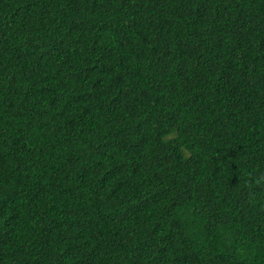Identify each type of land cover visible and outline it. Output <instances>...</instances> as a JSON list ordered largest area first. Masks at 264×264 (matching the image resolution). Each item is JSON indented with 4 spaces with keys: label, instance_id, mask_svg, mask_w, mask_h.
I'll return each mask as SVG.
<instances>
[{
    "label": "trees",
    "instance_id": "16d2710c",
    "mask_svg": "<svg viewBox=\"0 0 264 264\" xmlns=\"http://www.w3.org/2000/svg\"><path fill=\"white\" fill-rule=\"evenodd\" d=\"M0 264H264V0H0Z\"/></svg>",
    "mask_w": 264,
    "mask_h": 264
}]
</instances>
